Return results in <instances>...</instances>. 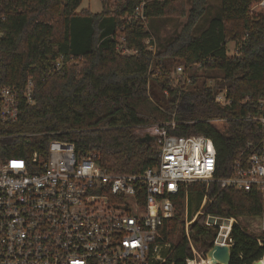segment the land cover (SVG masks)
<instances>
[{
  "label": "trees",
  "instance_id": "1",
  "mask_svg": "<svg viewBox=\"0 0 264 264\" xmlns=\"http://www.w3.org/2000/svg\"><path fill=\"white\" fill-rule=\"evenodd\" d=\"M81 1L0 0V84L33 81V102L20 107L16 122L0 127V159L29 162L33 153L44 158L49 142L59 140L95 153L108 171L138 173L156 162V145L134 130L163 123L176 109L173 134L210 138L216 169L212 181L188 182L173 198V216L157 238L168 244L160 253L164 261L153 264H186L194 259L190 243L205 254L219 230L207 224L208 216L235 221L228 235L230 264L261 258L264 242L257 240L264 234L250 235L236 221L261 216L264 197L256 190L221 188L216 180L230 176L247 142L264 146V123L246 118H264V11L254 10L262 0H220V15L199 34L193 31L206 0H190L188 22L155 53L144 44L148 25L187 0H145V21L126 20L139 0H100L99 13L79 9ZM120 36L135 54L116 51ZM230 41L236 54H228ZM60 56L61 68L55 70ZM178 65L186 76L174 85L171 75ZM218 92L228 104L214 101ZM218 119L226 123L222 131L210 122ZM184 214L186 221L194 217L187 235Z\"/></svg>",
  "mask_w": 264,
  "mask_h": 264
},
{
  "label": "built area",
  "instance_id": "2",
  "mask_svg": "<svg viewBox=\"0 0 264 264\" xmlns=\"http://www.w3.org/2000/svg\"><path fill=\"white\" fill-rule=\"evenodd\" d=\"M144 5L145 0H139L126 20L145 21ZM258 5L263 7L264 0ZM2 20L0 16V25ZM152 41L150 33L144 44L151 52ZM115 49L122 55L136 53L124 45L123 36ZM61 61L62 56L55 70L61 68ZM172 74L176 83H184L182 65ZM214 101L229 103L222 92ZM32 102L31 78L22 86L0 84V127L16 122L20 107ZM246 118L264 123L263 117ZM176 124L173 118L144 131L143 136L150 135L155 142L156 162L138 173L108 171L99 165L95 153L78 152L73 143L59 140L49 142L44 158L37 153L29 162L1 158L0 264L163 262L157 238L163 222L173 216V198L188 182L212 181L216 169L211 139L175 135ZM216 181L221 188L256 190L264 197V146L247 142L234 159L230 176ZM201 203L200 208L205 199ZM260 218L264 234V213ZM191 221L185 222L186 235ZM257 241L259 245L264 242ZM190 248L194 254L191 243ZM186 264H195L194 259Z\"/></svg>",
  "mask_w": 264,
  "mask_h": 264
},
{
  "label": "rangeland",
  "instance_id": "3",
  "mask_svg": "<svg viewBox=\"0 0 264 264\" xmlns=\"http://www.w3.org/2000/svg\"><path fill=\"white\" fill-rule=\"evenodd\" d=\"M115 2L116 0H111V4ZM82 8H88L92 13H99L102 10V3L100 0H82L79 6V9H82ZM190 8H191L190 0H187L186 2L184 1V3L179 7L178 11L171 13L165 17L154 19V21L151 23V26L148 25V29L150 30V33L153 36V41H152L153 53L159 50H162L163 45H165L167 42H169L172 38H174L177 34L180 33L184 25H186V23L188 22V17H189L188 10ZM254 10L264 11V8L262 10L260 9L259 6H254ZM219 15H220V0H206L205 13L203 17L197 21L195 25V29L193 31L194 34H199L200 32H202L207 27L210 18L219 16ZM237 49L238 48L235 45L234 41L233 42L230 41L227 43V51L229 55L236 54ZM203 72L205 71L200 70L198 74H201ZM208 72H214V70H209ZM171 76L173 77V74ZM172 83L175 85L176 84L175 80H173ZM176 114H177L176 109H172L171 111H169L168 115L170 119L166 120L163 123H169L173 118L176 121L175 119ZM210 122L214 127H216L217 129L221 131L224 129L226 125L223 119L211 120ZM156 124H159V123L150 124V125H146L143 127H138L137 129L134 130V133L141 137L143 136L144 131L148 130L150 126L156 125ZM198 181L205 182V183L210 182V181L208 182V181H201V180H197L195 182H198ZM182 218H183V233L185 235V221H186L185 214L182 216ZM232 221H233L232 222L233 224L235 221L234 219ZM236 222L248 234L253 235V236L261 235L260 226L262 224V219L260 218V216L241 217L237 219ZM219 231L220 230H218L217 236L214 242L217 241V237L219 236V233H220ZM229 232L230 230H228L226 237H222V238L219 237L221 242H224L225 239L228 238ZM167 247H168V244H160L159 242H157L158 254H160L161 251ZM193 247L195 250L194 263L200 264L201 261H204V254L202 251H197L195 246ZM202 264H205V263L203 262Z\"/></svg>",
  "mask_w": 264,
  "mask_h": 264
},
{
  "label": "water",
  "instance_id": "4",
  "mask_svg": "<svg viewBox=\"0 0 264 264\" xmlns=\"http://www.w3.org/2000/svg\"><path fill=\"white\" fill-rule=\"evenodd\" d=\"M139 139L143 141H149L151 140V136L144 135L139 137ZM230 219L231 218L208 216L207 224L218 227L219 230L223 228L221 231L224 232L225 228L228 227V230H230L232 227ZM230 258L231 244H229L228 238H226L224 242H221L220 239H217V241L214 242L212 247L209 248L204 254L205 264H230ZM251 264H264V255L261 258L253 261Z\"/></svg>",
  "mask_w": 264,
  "mask_h": 264
},
{
  "label": "bare ground",
  "instance_id": "5",
  "mask_svg": "<svg viewBox=\"0 0 264 264\" xmlns=\"http://www.w3.org/2000/svg\"><path fill=\"white\" fill-rule=\"evenodd\" d=\"M232 222V220H230V223ZM223 228H221V230H222ZM219 231L220 233H219V236L217 237V239H219V237L220 238H222V237H226V234H227V230H228V227L227 228H225V231L224 232H222V231ZM204 261H201L200 263H203ZM205 263V262H204Z\"/></svg>",
  "mask_w": 264,
  "mask_h": 264
}]
</instances>
